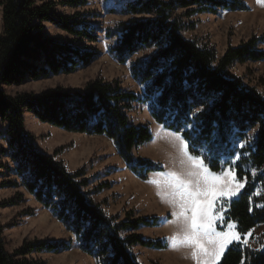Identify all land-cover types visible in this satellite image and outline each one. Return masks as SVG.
<instances>
[{"label":"trees","instance_id":"obj_1","mask_svg":"<svg viewBox=\"0 0 264 264\" xmlns=\"http://www.w3.org/2000/svg\"><path fill=\"white\" fill-rule=\"evenodd\" d=\"M89 1L0 0V121L6 124V144L19 179L12 186L21 185L50 210L75 237L81 252L96 264H141L133 252L135 247L166 249V241L145 240L138 233L142 227H156L157 217H136L131 211L125 219L107 216L101 205L87 196L83 170L69 173L54 157L36 150L22 118L27 110L39 122L63 131L102 135L112 141L127 170L146 180L162 168L134 156L152 137L148 127L132 124L127 115L133 103L139 102L147 104L156 124L194 139L193 154L207 158L211 171L218 173L235 161L234 176L245 186L236 198L226 202L223 216L224 221L235 225L242 241L264 224V195H255L256 186L264 184V80L248 86L229 70L234 64L264 61V50H258L264 37L228 47L217 57L196 40L183 36L190 27L182 18L219 10L241 11L245 6L224 0L127 3L124 12L130 19L119 22L106 36L114 39L109 52L119 63L152 50L146 59L131 66L132 78L145 84L143 97L101 78L90 81L82 92L56 88L38 96L8 95L6 87L69 75L98 57L90 46L97 38L86 15L56 11L58 6L76 11ZM45 23L56 26L71 40L45 37ZM105 186L107 183L100 188ZM71 248V241H24L8 253L0 227V264H38L29 257L32 253L59 254ZM217 264H264V247L255 250L233 243Z\"/></svg>","mask_w":264,"mask_h":264},{"label":"rangeland","instance_id":"obj_2","mask_svg":"<svg viewBox=\"0 0 264 264\" xmlns=\"http://www.w3.org/2000/svg\"><path fill=\"white\" fill-rule=\"evenodd\" d=\"M134 1L91 0L86 7L76 11L56 7V11L60 14L70 15L80 12L86 15L87 23L93 27L97 38L90 46L97 51L98 57L88 67L77 69L69 75L52 76L37 81L26 80L21 85L6 87V93L11 96L16 94L38 96L56 88L82 92L90 81L101 78L106 82L115 81L124 91L143 97L145 84H139L132 78L131 66L138 60L146 59L152 50L138 52L124 63H119L109 52L114 39L106 36V32L119 22H127L130 19L124 9L127 3ZM224 1H236L244 5L245 10H219L215 14H193L187 19L182 18L186 27H190L182 33L183 36L196 40L200 45L214 52L217 57H221L228 47H236L249 39L264 37V7L257 4L256 0ZM1 15L0 8V32ZM43 33L47 38L71 40V37L50 23L44 24ZM258 50H264V41L258 45ZM229 72L241 78L246 85L256 86L260 79L264 80V61L234 64ZM127 115L132 124L148 127L152 134L151 140L140 145L134 156L162 168L161 172L150 173L146 180H141L145 181L143 182L145 184L126 181L122 174L119 175L130 171L118 156L112 141L106 137L63 131L39 122L27 110L23 111L22 118L25 130L30 134L36 150L54 157L69 173L83 170V178L88 181V186L85 188L87 196L95 204H100L107 216L117 215L119 219H125L126 214L131 211L136 217L158 218L156 227H142L138 233L145 240L166 241L167 247L164 250L135 247L133 252L141 264H196L191 258L190 248L181 247L174 250L171 247L169 238L178 231V228L176 225L165 223V219H172V208L167 203L163 186L157 188L155 184L148 182L159 180L158 173L169 170L181 171L177 148L173 147L174 142L171 137L163 135L167 130L151 119L147 104L133 103ZM6 141V124L0 121V227L7 252L13 253L24 241H71L72 248L69 251L59 254L32 253L29 257L38 264H96L93 258L81 252L75 237L56 221L50 210L37 203L21 185L12 186V183H18L19 179L15 175L16 165L10 159ZM224 171L221 186L232 187L231 177L228 175L229 168ZM232 175L234 176L233 171ZM105 183L107 186L101 189L100 185ZM243 184L245 186V183ZM243 188L232 199L236 198ZM158 191L161 195H157ZM255 195H264V184L256 186ZM228 201L225 198L224 207L220 212L223 219L218 222L217 231L221 229L228 231L223 216ZM250 233L251 235L247 237L248 243H243V238L242 241L233 240L228 247L233 243H241L255 250L262 248L264 224L257 226Z\"/></svg>","mask_w":264,"mask_h":264},{"label":"snow or ice","instance_id":"obj_3","mask_svg":"<svg viewBox=\"0 0 264 264\" xmlns=\"http://www.w3.org/2000/svg\"><path fill=\"white\" fill-rule=\"evenodd\" d=\"M256 2L264 7V0ZM164 134L172 138L173 147L177 148L181 171L158 173L159 180L148 182L157 188L163 186L167 203L172 208V219H165V223L176 225L178 231L169 238L170 245L174 250L190 248L191 258L196 264H217L228 245L233 240H240L239 232L233 231L234 224L225 221L228 231H217L216 227L223 219L220 212L225 198L230 201L244 187L232 175L235 161L230 164L228 172L233 186L222 187L221 181L225 175L223 167L218 173L213 172L207 158L193 154L196 151L194 139L190 140L179 131ZM157 195L161 193L158 191ZM250 235V232L247 233L242 242L248 243L247 237Z\"/></svg>","mask_w":264,"mask_h":264},{"label":"crops","instance_id":"obj_4","mask_svg":"<svg viewBox=\"0 0 264 264\" xmlns=\"http://www.w3.org/2000/svg\"><path fill=\"white\" fill-rule=\"evenodd\" d=\"M160 126V125H159ZM165 130V129H164ZM164 132H168V131H164ZM163 135H165L164 133H163ZM123 175L124 176V179L126 180V181H130V182H137V183H143V182H145V181H141V180H139L136 176H134L132 173H120L119 175ZM115 181V180H114ZM143 184H145V183H143Z\"/></svg>","mask_w":264,"mask_h":264}]
</instances>
